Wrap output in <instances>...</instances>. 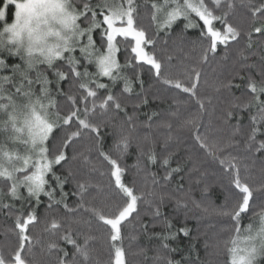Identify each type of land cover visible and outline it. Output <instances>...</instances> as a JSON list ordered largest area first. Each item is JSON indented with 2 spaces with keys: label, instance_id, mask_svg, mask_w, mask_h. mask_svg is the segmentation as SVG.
<instances>
[{
  "label": "snow or ice",
  "instance_id": "snow-or-ice-1",
  "mask_svg": "<svg viewBox=\"0 0 264 264\" xmlns=\"http://www.w3.org/2000/svg\"><path fill=\"white\" fill-rule=\"evenodd\" d=\"M0 218V264H264V0H0Z\"/></svg>",
  "mask_w": 264,
  "mask_h": 264
},
{
  "label": "trees",
  "instance_id": "trees-1",
  "mask_svg": "<svg viewBox=\"0 0 264 264\" xmlns=\"http://www.w3.org/2000/svg\"><path fill=\"white\" fill-rule=\"evenodd\" d=\"M145 23H148V21L145 20ZM161 35H163V33H161ZM187 35H188V38H189L190 40H194V39L196 38V36H197V32H196L195 30H191V31L188 32ZM253 59H256V58L254 57ZM237 83H239V81H237ZM241 90H242V89H234V91L236 92L237 95H239V92H240ZM166 107H167V102H165V103H158V102L150 103L148 106H146V107H144V108L142 109V113H149V112H151L153 109H157V110H159V109H164V108H166ZM145 118H146V117H145L143 114L140 115V119H141V120H144ZM128 163H129V164L133 163V160H132V159H129V160H128ZM197 198H199V193H197ZM163 211H164L165 213L171 214V213H172V208H171V206H169V207L164 208ZM4 223H5V222L3 221V219L0 218V228L3 227ZM6 223L10 224L11 221H6ZM189 226H190V227H194V223H190ZM158 230H159V229H157V231H158ZM139 243H140V244H146V243H148V242L145 241V240L141 237V239L139 240ZM151 243H152V244H156V243H158V242H157V241H152ZM185 244H186V240L183 241L181 247L183 248ZM180 255H181V254L178 253V254L176 255V259H180ZM201 255H203V252H201Z\"/></svg>",
  "mask_w": 264,
  "mask_h": 264
}]
</instances>
